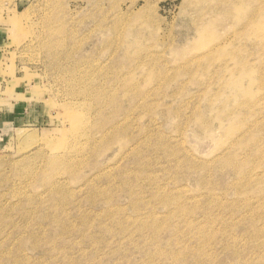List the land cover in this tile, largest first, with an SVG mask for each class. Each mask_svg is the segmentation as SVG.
I'll list each match as a JSON object with an SVG mask.
<instances>
[{
  "label": "rangeland",
  "instance_id": "rangeland-1",
  "mask_svg": "<svg viewBox=\"0 0 264 264\" xmlns=\"http://www.w3.org/2000/svg\"><path fill=\"white\" fill-rule=\"evenodd\" d=\"M0 264H264V0H0Z\"/></svg>",
  "mask_w": 264,
  "mask_h": 264
},
{
  "label": "bare ground",
  "instance_id": "bare-ground-1",
  "mask_svg": "<svg viewBox=\"0 0 264 264\" xmlns=\"http://www.w3.org/2000/svg\"><path fill=\"white\" fill-rule=\"evenodd\" d=\"M68 113H69V112H68ZM77 115H78V114H77ZM77 115H76V117H80V115H78V116H77ZM71 116H72V115H71ZM68 117H70V116H68ZM72 117H75V116L73 115ZM71 121H72V120H71ZM74 121H76V120H74ZM76 123H77V122H76ZM80 124H81V123H80ZM80 124H79V125H80ZM77 125H78V124H77Z\"/></svg>",
  "mask_w": 264,
  "mask_h": 264
}]
</instances>
